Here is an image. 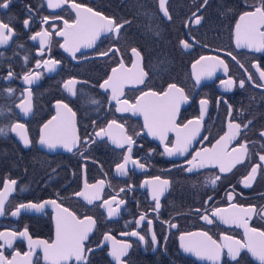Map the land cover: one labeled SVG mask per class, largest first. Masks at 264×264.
Returning a JSON list of instances; mask_svg holds the SVG:
<instances>
[{
  "label": "flooded vegetation",
  "instance_id": "1",
  "mask_svg": "<svg viewBox=\"0 0 264 264\" xmlns=\"http://www.w3.org/2000/svg\"><path fill=\"white\" fill-rule=\"evenodd\" d=\"M5 2L0 0V4ZM73 2L123 27L118 33L102 32L92 47H81L73 55L60 46L64 37L56 35L64 30L65 20L75 22ZM7 3V8L0 7V23L12 29L10 39L0 43V192H5L6 185L9 190L0 215V233L4 234L0 236V253L8 260L16 257V264H25L24 254L31 252L30 264H48L43 245H30L29 237L53 243L56 210L46 205L40 211L21 209L16 216L12 212L21 203L56 200L77 218L92 217L95 221L84 241L85 249L93 250L85 252L87 264H119L110 255L113 240L131 245L121 257L123 264H261L246 248L240 249L236 259L228 255L227 247H222L218 260L198 257L185 252L180 240L187 233L207 232L217 244L235 248L234 241L247 243L244 223L249 229L264 231V161L260 160L264 155V87L257 86L264 85L260 76L264 49L238 47L235 36L240 15L259 7L260 0H208L207 4L204 0H164V9L160 0H68L59 8H49L48 0ZM44 17L49 18L47 23ZM196 17L201 18L199 24ZM25 20L29 22L27 27ZM44 30L51 36L41 54V38L31 37ZM181 41L190 47L185 48ZM105 52L108 54L102 55ZM201 56L217 57L224 66L197 83L192 65ZM45 60L59 63L49 71ZM121 62L133 74H144L142 83L133 80L124 84L119 100H127V105L113 100L111 89L100 87ZM36 73L40 74L38 79ZM25 75L32 76L31 84L25 81ZM228 80L234 81L230 88L222 83ZM240 81H244V87H240ZM170 84L183 89L187 97L176 114L177 126L183 128L193 121L189 128L195 129V121H199V131L187 151L171 156L165 147L175 144L176 132H168L162 142L144 127L143 113L134 110L144 93L162 94ZM201 100L208 103L202 106ZM29 104L30 110L22 111L21 106ZM63 104L75 113L79 140L71 151L60 145L50 149L40 143L43 125L58 112L67 115ZM121 107L128 110L117 111ZM113 120L132 137L130 155L144 164L143 169L129 161L125 175L117 171L116 166L129 155V145L120 148L107 136L96 135ZM229 123L241 125L240 133L227 148L231 159L238 162L226 172H221L217 163L188 171L192 166L187 161L204 149H212L228 132ZM17 124L24 128L13 131ZM111 131L119 134L115 126ZM22 137L29 140L27 146ZM242 144L246 151L241 150ZM253 167L257 168L254 179L246 186ZM157 176L169 182L159 197V209L151 186L144 183ZM80 192H85L91 203L77 195ZM110 209H115L111 216ZM216 209L225 211L213 216ZM142 215L145 219L138 224ZM204 216L213 222L208 223ZM25 231L27 236L19 235ZM133 231L145 239L124 235ZM106 235L112 239L105 240ZM67 264L79 262L72 258Z\"/></svg>",
  "mask_w": 264,
  "mask_h": 264
},
{
  "label": "snow or ice",
  "instance_id": "2",
  "mask_svg": "<svg viewBox=\"0 0 264 264\" xmlns=\"http://www.w3.org/2000/svg\"><path fill=\"white\" fill-rule=\"evenodd\" d=\"M68 0H48L49 8H59L61 4L67 3ZM208 0H204V4H207ZM7 0L5 3L0 4V7L7 8ZM71 7L76 9V20L73 24H69L67 20L64 21V30L56 32V35L64 37V43L60 45L66 51L72 52L73 55L81 47L90 48L97 39V37L102 32H119L120 28L123 27L121 24H116L112 19L103 16L100 12H94L91 8H84L82 5L75 2L71 3ZM160 7L164 9V0H160ZM164 15L168 16L167 10L164 11ZM196 14L193 13V16ZM58 18V17H57ZM48 17H44V23L48 22ZM200 17H196L195 23H200ZM28 20L24 21L25 26H28ZM264 0H260V6L255 7L253 11H246L239 17V21L235 25V36L236 44L238 47H247L255 48L257 51L264 49ZM6 30V31H5ZM12 29L8 24L0 23V43H6L10 39V34ZM51 33L47 30L42 32H37L31 37L32 40H36L37 37H40L41 45V54L43 52V46L47 43L50 38ZM185 48L190 47L188 43L181 41ZM136 55H139L136 52V49L132 50ZM108 53H102V55H107ZM202 61L206 63L202 64ZM59 61L54 60H45L44 64L47 66L48 70L51 71L54 69L55 65ZM36 66L40 67V61H37ZM199 66V68H198ZM224 66V61L220 60L217 57H206L201 56L200 59L196 60L193 63L192 68L195 74L196 82L199 83L202 77H211L218 67ZM136 65H133L135 68ZM225 72H227V67L225 66ZM11 75V73L9 74ZM39 73L35 74V77L39 78ZM143 73L133 74L130 69H126L124 64L121 62L119 68L112 69V75L100 85L101 88L111 89L112 99L116 100L118 104L127 105L128 101H120L119 96L123 95L124 84L130 81H136L139 83L143 82ZM261 79H264V71L260 73ZM24 79L27 83L31 84L33 78L30 75H25ZM249 76V80H251ZM69 83H73L69 81ZM226 87H231L234 83L232 80L222 81ZM264 87V85H257ZM240 87H244V81H240ZM31 96V92H29ZM145 97H152L151 100H145ZM187 100V97L184 95L183 89L177 87L175 84H170L168 90L161 93L148 92L137 99L134 110L143 113L144 116V127L148 129V132L152 136H157L163 142L167 139V134L170 131L176 132L175 144L172 147H165L166 153L171 156L174 153L183 154L187 151L188 145L191 143V140L194 138L195 134L199 131L198 125L199 121H195L197 127L195 129H190L189 125L193 124V121H189L188 124L183 125V128H180L176 124V114L179 110L180 103ZM95 102V101H94ZM207 100H201L200 104L206 105ZM62 107L67 110V115H62L57 113V116L52 117L46 124L43 125L42 135L40 137V143L46 145L50 149L56 148L58 145L64 147L68 151H71L73 147L76 146L79 137L75 132V122L74 117L75 113L68 107L67 104H63ZM131 107V106H130ZM231 107V106H229ZM22 111L27 113L30 110V104L28 106H21ZM127 107L117 108V111H127ZM203 115V112H202ZM55 122V123H54ZM248 123H251L249 121ZM115 126L119 130V134H113L111 129ZM247 127V125H244ZM17 128L23 129V124H17L13 127V131ZM241 125L238 123H229L228 132L222 136L212 149H204L203 152H198L192 158V160L187 161L190 167L188 171H192V168L203 167L205 163H217L220 165V171L226 172L230 170L231 166H234V163L238 160L231 159V153L228 152L227 148L229 143L236 139L237 135L240 133ZM0 132H3V129H0ZM97 136H107L113 144L117 147L123 148L125 144L129 145L127 152L129 155L123 157V162L118 164L117 171L121 175L126 174V165L131 161L133 164L137 165L141 169L144 168V164L139 163L137 160H133L131 157V145L134 143L131 136L124 134L123 126L118 124L115 120L111 121L107 129H100L96 133ZM261 136H264V132H261ZM24 144L27 146L29 140L27 137H22ZM95 142V141H93ZM241 150L246 151L245 145H240ZM233 152L236 151L234 148ZM260 160L264 161V155L260 156ZM198 161V162H197ZM257 168L253 167L250 174V178L246 179V186H250V180L254 179V174L256 173ZM219 179V177H216ZM15 181H11V184H15ZM103 184V181L99 182ZM146 185L151 186L153 200L156 201V209H159V197L165 191L168 181L161 180L160 177H154L152 180H146L144 182ZM215 183V180L212 181ZM85 187H89L87 184ZM91 187H96L95 185ZM8 186H5V192H0V215L3 214L4 210V201L6 198V193L8 191ZM123 191V189H121ZM79 196H84L85 199H89L85 192L77 193ZM98 198V197H97ZM114 199V198H113ZM211 199V197H209ZM91 203V199H89ZM107 203V201H105ZM124 203V201H120ZM46 205H51L56 210V238L55 241L49 244L47 241H32L29 237L30 245L37 244L43 245L44 249V258L48 261V264H67L69 260L75 258L79 264H87V258L85 252H92V249H85L84 241L88 239V233L92 230V227L95 224V221L92 217H84L83 219L77 218L75 214L70 212L67 208L62 207L58 204L56 200H49L43 203H21L17 206L16 210L12 212L13 216H16L20 213L21 209H35L37 211L42 210ZM232 207H236L233 205ZM224 209H216L212 213L213 216H220ZM115 213V209L109 210V216ZM208 223L213 221L209 219L208 216L202 217ZM145 216H141L140 220L137 221L139 224L140 221H143ZM221 219H224L225 223H228V218L221 216ZM151 225V221H148ZM245 228V236L247 238V243L241 244L239 241H234L236 245L234 248L232 244L219 245L213 240L207 232L200 233H187L181 235V247L185 252H190L195 254L198 257H207L211 260H218L221 255L222 247L228 248V255L232 259H236V256L239 254L241 248H246L252 256L256 257L261 264H264V231H257L256 229H249L247 224L242 225ZM175 227V225H173ZM3 233H0V236H3ZM10 236H15L16 233H10ZM20 236H27V232L19 233ZM124 235L139 236V239L143 241L144 236L139 235V233L133 231L131 233H124ZM112 239L110 236H105V240ZM225 240H230V237H224ZM152 243H157L155 234L152 235ZM9 246L10 242H9ZM131 247L128 243L117 242L113 240V248L110 252V255L115 258L119 264H123L121 257L126 255L127 250ZM20 253H16V256H19ZM31 252L25 253V264H30ZM0 264H16V257H13L12 260H8L3 256V253H0Z\"/></svg>",
  "mask_w": 264,
  "mask_h": 264
}]
</instances>
